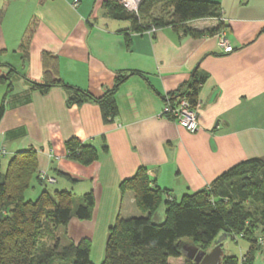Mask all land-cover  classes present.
<instances>
[{"label":"crops","instance_id":"1","mask_svg":"<svg viewBox=\"0 0 264 264\" xmlns=\"http://www.w3.org/2000/svg\"><path fill=\"white\" fill-rule=\"evenodd\" d=\"M210 1L220 6L231 52L218 46L221 30L210 32L214 18L185 22L197 35L170 25L148 34L109 17L104 0H0V62L20 74L10 76V91L8 82L0 85V163L4 168L16 152L33 149L37 174L48 187L76 196L92 193L91 217H71L66 233L75 244L90 242L94 264L104 260L109 228L118 219L141 215L133 192L120 189L139 167L147 170L152 186L179 199L248 158L264 160V0ZM33 18L37 24L23 55L19 43ZM45 72L96 96L125 76L113 96L116 115L104 122L92 101L70 105L62 87H32L29 80L42 83ZM193 73L206 79L194 97L199 128L192 133L160 110ZM70 137L94 146L97 158L88 165L69 159ZM39 191L35 184L26 197ZM161 207L155 222L164 219L165 203ZM260 235L264 251V228ZM226 243L222 249L231 255ZM248 245L242 244L241 255Z\"/></svg>","mask_w":264,"mask_h":264},{"label":"trees","instance_id":"2","mask_svg":"<svg viewBox=\"0 0 264 264\" xmlns=\"http://www.w3.org/2000/svg\"><path fill=\"white\" fill-rule=\"evenodd\" d=\"M102 7L106 14L117 20L129 21L132 30L144 32L151 27H183L193 35L185 24L188 20L214 18L216 27L210 32L223 28V19L218 2L210 0H142L138 12L133 13L116 0H104ZM157 12V13H156ZM37 19L29 22L19 43V50L25 55L29 49ZM0 85L7 83L12 74L18 72L0 62ZM19 74V73H18ZM20 75V74H19ZM27 79V78H26ZM125 76H118L111 88L96 96L87 90L71 86L60 78L44 73L42 83L34 82L32 87L47 90L62 87L67 93L68 104L92 101L98 104L101 117L108 122L117 113L113 98ZM206 75L192 74L186 86L178 88L168 96L169 103L185 97L192 105L198 85ZM8 90L11 85L8 82ZM4 112L0 102V119ZM66 156L83 165L97 158V151L91 144L70 137L65 141ZM40 186L35 198H27L26 191ZM122 192L130 190L141 215L118 219L109 228L105 257L100 264H169V258L184 254L187 245H198L200 250H208L216 238L225 233L248 242L247 251L240 257L224 255L220 264H252L259 251L255 230L250 234L247 203L253 200L252 193L259 192V220L264 224V160L248 158L219 175L205 189L185 193L179 199L171 197L168 190L151 185L148 172L139 167L132 177L120 183ZM164 201V219L155 222L152 212ZM94 198L91 192L76 196L66 189H52L37 174V158L33 149L16 152L3 168L0 163V264H92L90 242L86 239L73 243L66 240L60 246L56 232L65 229L71 217L84 220L92 214ZM253 233V234H252ZM46 234L51 248L44 252ZM189 264H195L189 259Z\"/></svg>","mask_w":264,"mask_h":264},{"label":"built area","instance_id":"3","mask_svg":"<svg viewBox=\"0 0 264 264\" xmlns=\"http://www.w3.org/2000/svg\"><path fill=\"white\" fill-rule=\"evenodd\" d=\"M125 10L133 13L138 12V8L142 0H117ZM156 30L155 27L147 29L145 32L152 34ZM218 46L225 53L231 52L233 47L227 41L224 30L218 33ZM197 105H192L185 97H180L175 103L166 102L162 105L160 115L166 116L173 120L177 125L184 128L189 132H195L198 130L197 121ZM49 182H53L52 178H47ZM170 198V197H168Z\"/></svg>","mask_w":264,"mask_h":264},{"label":"rangeland","instance_id":"4","mask_svg":"<svg viewBox=\"0 0 264 264\" xmlns=\"http://www.w3.org/2000/svg\"><path fill=\"white\" fill-rule=\"evenodd\" d=\"M243 2H245V0ZM251 195L253 197V200H250L247 203V206L249 208L250 218H251L250 221H249V223H248V225L250 227V230L246 234L247 235L248 234L251 235V232L253 230H255V236L259 237V236H262L260 234H262V229L264 228V224H262L261 221L258 218L259 211H260V207H259V205H260V203H259V192L255 191ZM134 202H135V198H134ZM163 204L164 203H161V205L157 208V210H156V212L154 214V217L152 218V221H158V219H159L158 217H159L160 213L162 214V207L161 206H163ZM66 228H67V226H66ZM66 228L65 229H60V230H58L56 232V236L58 238V243L60 244V246L65 245L66 244V240L67 239L69 240V238L67 237ZM228 239H232V240H228ZM43 240L45 242L44 252H47L51 248V241H50V238L46 234L43 235ZM224 241L227 242L226 243V248L228 247L227 250L230 252V254L235 255L236 257H239L241 255L240 254V249H242V244H245L246 243V240H243V239H241L239 237L237 238V241L235 239L233 240V238H231V237L226 238ZM193 247H197L198 248L199 246L198 245H193ZM210 249L205 250V251H209ZM261 249H262V244H261V242H259V251H258L259 254H257L255 256V259L253 261L254 262L253 264H263L264 263V251H262ZM93 256L95 257V254H93ZM188 261H189V259H187V258H185V259H179L178 261H174L173 264L174 263L175 264H189ZM92 264H94V263H92ZM169 264H172V263L169 262Z\"/></svg>","mask_w":264,"mask_h":264},{"label":"water","instance_id":"5","mask_svg":"<svg viewBox=\"0 0 264 264\" xmlns=\"http://www.w3.org/2000/svg\"><path fill=\"white\" fill-rule=\"evenodd\" d=\"M229 236L225 233L220 234L214 241V246L209 251H203L197 247L185 248L184 255L187 259L193 260L195 264H220L225 255L222 246L223 242Z\"/></svg>","mask_w":264,"mask_h":264}]
</instances>
